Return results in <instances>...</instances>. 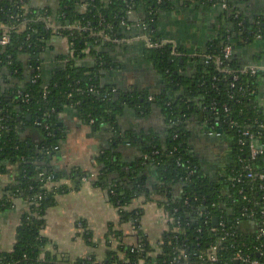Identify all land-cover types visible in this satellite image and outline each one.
Here are the masks:
<instances>
[{"label": "trees", "instance_id": "16d2710c", "mask_svg": "<svg viewBox=\"0 0 264 264\" xmlns=\"http://www.w3.org/2000/svg\"><path fill=\"white\" fill-rule=\"evenodd\" d=\"M221 2L208 0L216 7ZM29 3L0 0V35L5 26L10 34V42L0 47V174L9 171L8 164L17 167L0 198V212L11 209L17 198L28 204L15 231L14 247L0 250V263L252 264L257 260L264 264L260 230L264 229V109L258 100L264 69L252 73L235 53L230 58L223 53L226 44L236 50L264 39V13L244 17L236 0H227V8H221L220 34L190 55L156 35L157 16L167 0H60L56 13L50 6ZM140 8L145 9L140 28L146 27L152 42L166 41L146 46L147 60L164 83L153 93L101 82L103 71L114 65L109 49L126 44L105 41L102 34L126 37L123 23L129 22L128 11ZM55 36L66 38L71 50L54 56L51 77L45 79L37 67ZM88 56L91 62L85 61ZM26 63L32 70L29 77ZM189 63L194 65L190 71ZM68 105L94 129L108 127L116 140L123 139L116 118L125 107L145 111L154 105L168 123L166 143L158 136L125 132L126 139L140 146V159L123 160L113 140L96 156L97 168H57L52 159L66 137L59 114ZM192 117L205 121L209 129H220L230 141V160L216 179L201 171L189 149L185 126ZM32 128L40 132L37 141L24 134ZM257 140L263 147L253 156L251 142ZM148 163L158 178L153 188L143 172ZM85 177L107 190L119 223H129L137 237L135 243H127L123 230L109 223L103 259H98V242L82 219L78 220L81 236L91 248L85 256L72 259L57 247L47 249L50 240L42 233L46 212L58 195L78 189ZM175 184L181 187L177 194L170 190ZM155 195L170 218L158 251L141 229L143 208L134 205L140 196L149 200ZM214 246L216 260L209 254Z\"/></svg>", "mask_w": 264, "mask_h": 264}, {"label": "crops", "instance_id": "0c3cea01", "mask_svg": "<svg viewBox=\"0 0 264 264\" xmlns=\"http://www.w3.org/2000/svg\"><path fill=\"white\" fill-rule=\"evenodd\" d=\"M167 7L161 9L155 23L156 35L182 47L188 54H196L197 51L206 48L208 42L217 37L222 29L221 8L212 6L208 0H167ZM34 7L50 6L54 13L59 8L60 0H29ZM237 6L244 17L252 18L254 14L264 13V0H236ZM145 16V9L140 8L129 16V22L124 23L126 39L124 46H118L111 50V58L114 65L103 71L101 82L103 85H116L121 89L144 90L150 93L162 89L164 83L162 77L151 66L146 57V44L138 38L142 34L140 21ZM46 55L40 56V65L37 67L45 79L51 77L54 68V56L56 54L67 55L70 46L66 38L55 36L48 46ZM235 54L248 66L257 65L264 69V39L259 37L255 41L243 44L235 50ZM27 62L26 56H22ZM85 61L91 62V57ZM82 62V60L80 61ZM188 71L194 66L189 63ZM31 66L25 65V74L31 73ZM2 75L0 79H2ZM258 100L264 109V74L259 79ZM64 125L65 139L53 156L52 163L57 168L69 165H77L84 169L97 168L96 156L100 151L108 147L114 140V149L122 156L123 160L132 163L142 157L139 145L126 139L125 132L142 133L143 135L158 136L160 141L166 143L168 123L159 107L152 105L150 109L137 110L125 107L116 118V124L121 131L120 137L113 138L112 131L103 126L94 129L83 122L78 116L77 110L68 105L59 114ZM187 142L191 153L196 158L201 171L212 179L220 177L231 157L230 141L226 136L211 138L207 123L198 117H192L186 126ZM24 134L30 135V139L37 141L41 138L36 129H28ZM145 163V162H144ZM9 171L0 174V198L4 194L6 186L14 180L17 167L8 164ZM143 172L148 175V185L153 188L158 182L155 168L148 163L143 167ZM171 192H180V186L170 185ZM158 195L146 200L140 196L135 200V206L143 208L141 229L150 243L160 250L159 241L162 233L168 229L169 216L163 206L158 202ZM27 201L17 198L11 209L0 212V250L10 251L14 247L15 231L20 223L21 215L27 207ZM46 223L42 233L49 238L47 249L57 250L72 259L85 256L91 251L90 246L81 236L83 228L78 220L86 222L92 231L98 245L96 252L98 259L106 256V234L109 223H116L123 230L124 240L127 243H135L137 237L129 223L120 224L117 208L109 201L106 189L92 185L84 181L78 189L61 193L56 203L51 206L45 215ZM115 247V243L113 242Z\"/></svg>", "mask_w": 264, "mask_h": 264}, {"label": "built area", "instance_id": "2783aa9c", "mask_svg": "<svg viewBox=\"0 0 264 264\" xmlns=\"http://www.w3.org/2000/svg\"><path fill=\"white\" fill-rule=\"evenodd\" d=\"M213 6H216V5H213ZM227 6H228L227 5V0H222L220 5H218V7L222 8V9L223 8H227ZM131 12H132V10L128 11V13H131ZM49 26L56 27L54 25V23L49 24ZM145 28H146L145 26L142 28V34L138 38L143 40L147 47L160 46L161 44L166 43L165 40H161L162 42H160V41L159 42L158 41L152 42L149 39L150 37H149L148 33L145 31ZM102 37H103V39L105 41H113V42H117V43L127 42V41L128 42H132V40L130 38L126 39L125 37L124 38L114 37V36L109 35V34H102ZM9 42H10L9 28H8V26H5L3 33L0 35V47L5 45V44H8ZM223 53H224V58H230V57H232L234 55L235 50H234V48H233V46L231 44H226V46L224 47ZM258 68H260V67H258L257 65H253V66H248L247 69H250V71L252 73H255ZM115 90L116 89L114 88L113 91H115ZM210 134L211 135L220 136L221 132L211 130ZM252 136L253 135L251 134V137ZM260 149L261 148L256 147V143H252L251 142V152H252L253 156H255L259 152ZM91 175H92V177H94L96 175V173L93 172ZM249 175L251 176L252 174H249ZM83 180L89 182V179L86 178V177ZM260 230H261L262 233L264 232L263 228H261ZM215 252H216V246L212 247V251L209 253L210 254V258L212 260H216ZM237 256L240 257V255H237ZM251 263L252 264H258L257 260H253V261H251ZM0 264H11V263H0Z\"/></svg>", "mask_w": 264, "mask_h": 264}, {"label": "water", "instance_id": "95a60500", "mask_svg": "<svg viewBox=\"0 0 264 264\" xmlns=\"http://www.w3.org/2000/svg\"><path fill=\"white\" fill-rule=\"evenodd\" d=\"M133 13H134V11H132L131 13H129V16L132 15ZM144 17L145 16H143L142 18H144ZM263 129H264V127H263ZM218 131L221 132L220 129ZM211 138L218 139V136L213 135V136H211ZM255 143H256V147H258V148H262L263 147V143L260 140H257ZM213 221H214L215 224H217L218 223V217H214L213 218Z\"/></svg>", "mask_w": 264, "mask_h": 264}]
</instances>
